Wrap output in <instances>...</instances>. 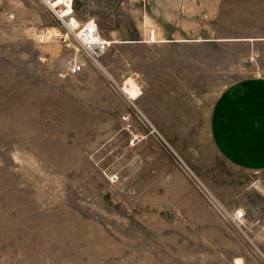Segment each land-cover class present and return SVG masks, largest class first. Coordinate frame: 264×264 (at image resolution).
<instances>
[{
    "label": "rangeland",
    "instance_id": "rangeland-1",
    "mask_svg": "<svg viewBox=\"0 0 264 264\" xmlns=\"http://www.w3.org/2000/svg\"><path fill=\"white\" fill-rule=\"evenodd\" d=\"M0 1V264H264V168L208 132L221 90L264 75V41L155 42L151 0H73L109 45L72 74L46 6ZM227 4L264 19V0Z\"/></svg>",
    "mask_w": 264,
    "mask_h": 264
},
{
    "label": "crops",
    "instance_id": "crops-1",
    "mask_svg": "<svg viewBox=\"0 0 264 264\" xmlns=\"http://www.w3.org/2000/svg\"><path fill=\"white\" fill-rule=\"evenodd\" d=\"M150 2L154 13L152 24L157 26L152 32L155 42H200L230 48L231 52L236 44L247 43L253 50L245 56H258L254 46L264 41V19L250 21L251 14L234 10L225 5V0ZM249 21L253 24L249 32L225 27ZM177 25L178 28L173 27ZM237 68L231 63L219 70L227 72ZM208 132L219 153L228 161L243 168H264L263 74L239 77L221 90L209 110Z\"/></svg>",
    "mask_w": 264,
    "mask_h": 264
},
{
    "label": "built area",
    "instance_id": "built-area-1",
    "mask_svg": "<svg viewBox=\"0 0 264 264\" xmlns=\"http://www.w3.org/2000/svg\"><path fill=\"white\" fill-rule=\"evenodd\" d=\"M48 9L51 16L63 27L64 35L62 40L67 47L75 46L76 49L82 51V59L73 57L69 60L68 70L70 73H78L84 70L85 61L99 64V58L107 51L109 42L104 39L97 28V24L93 19H88L79 23L74 16L73 0H40ZM2 2L0 1V10ZM8 17L13 18V13H9ZM69 36L73 42L68 41ZM245 217L242 209H236L232 218L241 220Z\"/></svg>",
    "mask_w": 264,
    "mask_h": 264
},
{
    "label": "bare ground",
    "instance_id": "bare-ground-1",
    "mask_svg": "<svg viewBox=\"0 0 264 264\" xmlns=\"http://www.w3.org/2000/svg\"><path fill=\"white\" fill-rule=\"evenodd\" d=\"M62 0H57L56 2H61ZM154 41V40H153ZM125 83V82H124ZM121 91L126 94H128L127 97L131 98V99H136L139 96V92L137 85L132 82V81H128L124 84V86L121 88ZM236 264H243L239 259L236 260Z\"/></svg>",
    "mask_w": 264,
    "mask_h": 264
}]
</instances>
